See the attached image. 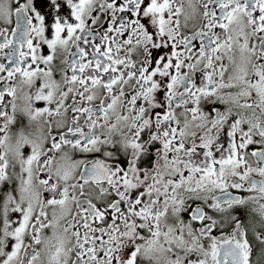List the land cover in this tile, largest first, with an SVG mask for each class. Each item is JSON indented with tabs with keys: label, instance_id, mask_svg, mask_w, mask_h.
I'll use <instances>...</instances> for the list:
<instances>
[{
	"label": "snow or ice",
	"instance_id": "snow-or-ice-1",
	"mask_svg": "<svg viewBox=\"0 0 264 264\" xmlns=\"http://www.w3.org/2000/svg\"><path fill=\"white\" fill-rule=\"evenodd\" d=\"M0 264H264V0H0Z\"/></svg>",
	"mask_w": 264,
	"mask_h": 264
},
{
	"label": "flooded vegetation",
	"instance_id": "flooded-vegetation-1",
	"mask_svg": "<svg viewBox=\"0 0 264 264\" xmlns=\"http://www.w3.org/2000/svg\"><path fill=\"white\" fill-rule=\"evenodd\" d=\"M240 211H243V210H240ZM237 214H239V212Z\"/></svg>",
	"mask_w": 264,
	"mask_h": 264
}]
</instances>
